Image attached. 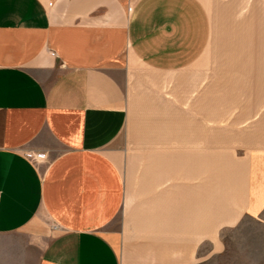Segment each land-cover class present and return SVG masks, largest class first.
Instances as JSON below:
<instances>
[{
    "label": "crops",
    "instance_id": "crops-1",
    "mask_svg": "<svg viewBox=\"0 0 264 264\" xmlns=\"http://www.w3.org/2000/svg\"><path fill=\"white\" fill-rule=\"evenodd\" d=\"M139 103L156 158L130 178L114 145ZM247 225L264 0H0V264H229Z\"/></svg>",
    "mask_w": 264,
    "mask_h": 264
},
{
    "label": "rangeland",
    "instance_id": "rangeland-1",
    "mask_svg": "<svg viewBox=\"0 0 264 264\" xmlns=\"http://www.w3.org/2000/svg\"><path fill=\"white\" fill-rule=\"evenodd\" d=\"M138 96H151L156 93L151 94V92H141L136 93ZM167 98H172L167 93ZM162 98V97H161ZM186 100H188V95ZM133 106L129 113V118L127 122V126L121 136L119 137L117 143L114 145L116 149L121 152L123 155L122 158V168L126 170L124 173L130 178H133L135 174H141V166L142 164L154 162V158L149 157L148 155H144L147 151V142L145 143L142 139V107L140 105ZM188 111L187 109H184ZM148 117L147 109H146V118ZM146 124V130H147ZM145 149V150H144ZM189 157H183V163L188 162ZM34 160L44 161L46 158L37 159L36 156L33 157ZM133 175V176H132ZM250 232L247 233L243 238L238 240V236L229 231L227 233V237L225 238L227 242V246L229 248V254L227 256V261L229 264H235V261L238 259L244 260L246 264H264V230L254 228L252 226L247 225L246 230ZM254 231V235H251V232ZM226 236V235H225ZM245 243L247 246V250L242 255V253H238L237 244ZM253 245V246H248ZM226 259V258H225ZM255 262V263H254ZM237 264V263H236Z\"/></svg>",
    "mask_w": 264,
    "mask_h": 264
},
{
    "label": "built area",
    "instance_id": "built-area-1",
    "mask_svg": "<svg viewBox=\"0 0 264 264\" xmlns=\"http://www.w3.org/2000/svg\"><path fill=\"white\" fill-rule=\"evenodd\" d=\"M36 158L37 159H42L43 157H42V155H37Z\"/></svg>",
    "mask_w": 264,
    "mask_h": 264
}]
</instances>
